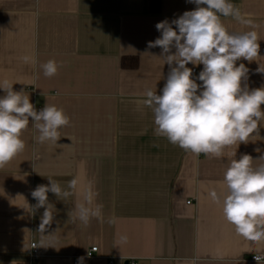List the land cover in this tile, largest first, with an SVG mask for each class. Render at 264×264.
Segmentation results:
<instances>
[{
    "label": "crops",
    "instance_id": "obj_1",
    "mask_svg": "<svg viewBox=\"0 0 264 264\" xmlns=\"http://www.w3.org/2000/svg\"><path fill=\"white\" fill-rule=\"evenodd\" d=\"M231 2L257 25L259 56L252 62L241 58L237 66L249 69V89L259 88L264 86V73L256 71L264 68V0ZM150 3L0 0V81L28 92L36 110L48 101L70 118L57 144L40 143L29 118L22 134L25 150L0 168V264H78L80 257L83 264H264L251 260L264 254V242L239 236L222 203L209 195L211 190L227 194L224 173L231 160L264 155V125L260 138L226 147L220 158L185 152L155 135L153 113L138 101L148 88L160 94L169 66L159 57L161 49H149L147 42L160 36L158 22L196 5L161 0L155 14ZM221 19L232 32L252 30L231 17ZM24 56L31 58L28 63ZM125 57L137 58L138 68H124ZM48 60L62 64L53 77L41 68ZM187 67L197 70L194 77L203 69L202 64ZM73 178L77 189L67 200L47 194L53 221L42 234L44 208L32 210L37 201L31 192L48 179L65 187ZM89 192L88 206H102V218L82 228L69 212L87 203ZM122 235L126 243L119 242ZM94 247L97 253L87 258Z\"/></svg>",
    "mask_w": 264,
    "mask_h": 264
},
{
    "label": "clouds",
    "instance_id": "obj_2",
    "mask_svg": "<svg viewBox=\"0 0 264 264\" xmlns=\"http://www.w3.org/2000/svg\"><path fill=\"white\" fill-rule=\"evenodd\" d=\"M187 2L196 8L155 25L160 36L147 42V47L161 49L159 57L169 66V72L160 94L148 88L138 103L151 109L156 136L185 152L220 158L226 147L260 138L259 128L264 125L261 109L264 86L249 89V69L243 63L237 66L241 58L249 62L256 60L260 39L254 30L257 25L252 19H245L231 0ZM222 17H231L252 30L232 32ZM30 59L22 57L25 63ZM189 63L203 65L198 76H193V69L187 67ZM61 66L55 60H48L41 68L44 76L53 77ZM256 71L264 73V68L260 65ZM197 80L202 83L198 84ZM13 84L8 79L0 81V90L4 92L0 96V168L25 150L22 134L29 127V118L39 133L40 143L57 144L60 129L70 123L64 109L48 101L38 112L28 92L13 90ZM256 160L264 161V155ZM256 160L248 154L231 160L224 173L227 194L221 196L211 190L209 195L213 202L222 203L225 219L239 236L259 244L264 242V163L254 166ZM48 180V185H37L31 192L37 201L32 210L44 208L38 229L42 234L53 221L54 205L47 194L51 192L58 199L67 200L74 195L78 184L75 178L67 181L65 187L58 181ZM92 195L89 192L87 203L77 204L69 212L70 219L82 228L89 227L93 218H102V206L97 205L95 209L88 206ZM107 222L113 224L115 218ZM127 241L126 235L120 237V243ZM83 259L78 258V264H83Z\"/></svg>",
    "mask_w": 264,
    "mask_h": 264
},
{
    "label": "trees",
    "instance_id": "obj_3",
    "mask_svg": "<svg viewBox=\"0 0 264 264\" xmlns=\"http://www.w3.org/2000/svg\"><path fill=\"white\" fill-rule=\"evenodd\" d=\"M150 9L152 13H159L161 10V0H151ZM122 66L127 69H137L139 60L137 58L125 57L122 60Z\"/></svg>",
    "mask_w": 264,
    "mask_h": 264
},
{
    "label": "built area",
    "instance_id": "obj_4",
    "mask_svg": "<svg viewBox=\"0 0 264 264\" xmlns=\"http://www.w3.org/2000/svg\"><path fill=\"white\" fill-rule=\"evenodd\" d=\"M197 70H193V73H196ZM38 112L40 111V109L37 110ZM31 249H32V253L33 255H36L38 254V250H37V245L36 243H32L31 244ZM98 251V248L97 247H94L90 250V252L87 254V258H92L94 257V254L97 253ZM256 257L259 258V262H264V254L263 255H253L251 257V260L254 261V262H258V260L256 259Z\"/></svg>",
    "mask_w": 264,
    "mask_h": 264
}]
</instances>
